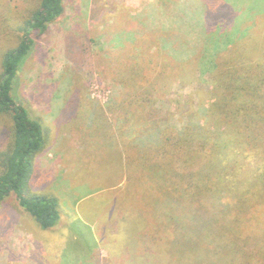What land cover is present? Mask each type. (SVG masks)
Wrapping results in <instances>:
<instances>
[{
	"label": "trees",
	"instance_id": "trees-1",
	"mask_svg": "<svg viewBox=\"0 0 264 264\" xmlns=\"http://www.w3.org/2000/svg\"><path fill=\"white\" fill-rule=\"evenodd\" d=\"M188 1L174 0L166 13L148 15L138 39L125 36L115 75L129 90L96 108L105 119L106 109L117 113L116 131L107 127L125 138L129 206L143 220L129 240L174 241L179 264H264V6H251L261 0ZM29 6L14 20H0V32L11 21L20 34L0 58V117L9 121L8 144L0 150V203L14 197L41 229L54 231L56 198L30 191L42 126L14 92L21 66L64 5L34 0ZM143 62L158 68L154 76ZM198 70L206 73L208 91L198 89L196 104L189 96L176 99L178 123L155 125V140L142 144L155 109L147 95L163 85L183 87ZM151 206L156 212L146 209ZM140 254L131 264L150 258Z\"/></svg>",
	"mask_w": 264,
	"mask_h": 264
},
{
	"label": "rangeland",
	"instance_id": "rangeland-1",
	"mask_svg": "<svg viewBox=\"0 0 264 264\" xmlns=\"http://www.w3.org/2000/svg\"><path fill=\"white\" fill-rule=\"evenodd\" d=\"M33 1L0 0V20H14ZM173 2L63 0V15L37 39L18 72L14 93L42 126L44 141L32 159L30 191L56 198L59 219L54 231L44 230L14 197L0 203V264H117L122 259L119 264H131L139 257L137 250L150 256L140 264H179L174 241L139 245L137 239L129 240L130 230L139 232L143 220L139 209L136 215L129 206L128 170L123 168L128 153L125 138L119 140L107 127L108 123L116 131L117 113L106 109L105 119L96 110L97 105L103 108L129 90L116 83L115 75L125 36L138 39L148 15L166 13ZM263 4L261 0L251 6L262 8ZM198 6L194 3L200 18ZM237 18L242 20L240 15ZM15 26L10 21L9 27L1 28L0 58L19 42ZM142 64L150 76L155 75L157 67ZM193 78L183 87L172 83L147 95L155 99V109L147 133L140 131L142 144L155 140L156 130L151 129L155 125L178 123L176 99L184 101L189 96L196 104L201 96L198 89L208 91L205 71L198 70ZM8 126V117H0V150L8 144L4 133ZM148 203L153 205L155 199Z\"/></svg>",
	"mask_w": 264,
	"mask_h": 264
}]
</instances>
